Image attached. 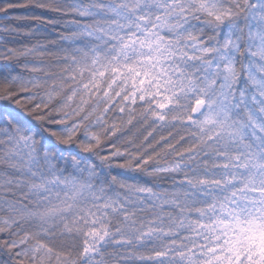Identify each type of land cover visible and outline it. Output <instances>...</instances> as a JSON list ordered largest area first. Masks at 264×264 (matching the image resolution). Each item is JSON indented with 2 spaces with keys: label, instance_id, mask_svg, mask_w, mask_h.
Masks as SVG:
<instances>
[{
  "label": "snow or ice",
  "instance_id": "obj_1",
  "mask_svg": "<svg viewBox=\"0 0 264 264\" xmlns=\"http://www.w3.org/2000/svg\"><path fill=\"white\" fill-rule=\"evenodd\" d=\"M0 264H264V0H0Z\"/></svg>",
  "mask_w": 264,
  "mask_h": 264
}]
</instances>
